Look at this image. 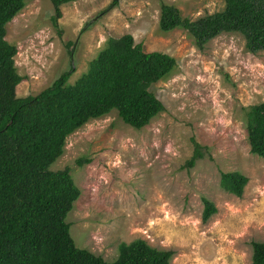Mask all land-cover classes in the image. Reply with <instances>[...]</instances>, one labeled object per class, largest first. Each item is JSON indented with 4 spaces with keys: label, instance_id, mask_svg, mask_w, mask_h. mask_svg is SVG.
Wrapping results in <instances>:
<instances>
[{
    "label": "rangeland",
    "instance_id": "374dc122",
    "mask_svg": "<svg viewBox=\"0 0 264 264\" xmlns=\"http://www.w3.org/2000/svg\"><path fill=\"white\" fill-rule=\"evenodd\" d=\"M112 3L63 5L55 28L51 2L29 0L6 27L23 78L18 99L39 95L71 66L73 85L110 39L126 35L177 63L150 90L165 110L149 125L133 129L112 111L69 136L51 167L69 168L80 191L66 219L74 245L107 262L118 258L119 244L143 240L172 250L170 264H253L252 242L264 243V159L250 153L246 110L264 102V52H248L240 34H223L200 50L180 28L160 31L162 4L196 21L222 11L224 0ZM195 144L204 158L187 168ZM231 172L249 180L242 198L220 185ZM204 199L217 209L207 222Z\"/></svg>",
    "mask_w": 264,
    "mask_h": 264
},
{
    "label": "trees",
    "instance_id": "16d2710c",
    "mask_svg": "<svg viewBox=\"0 0 264 264\" xmlns=\"http://www.w3.org/2000/svg\"><path fill=\"white\" fill-rule=\"evenodd\" d=\"M28 1L0 0V264H170L175 255L172 250L154 248L143 240L119 244L113 262L77 248L66 219L80 191L69 168L53 172L51 167L64 154L69 136L112 111L133 129L149 125L165 110L150 90L174 73L176 60L160 52L147 53L126 35L110 39L73 85L69 83L74 73L71 66L39 95L18 99L16 90L23 78L15 67L17 50L5 40L6 27ZM49 1L56 28L60 8L78 0ZM119 1L113 0L111 8ZM224 2L222 11L196 21L162 4L160 31L180 28L200 50L223 34H240L248 52H264V0ZM246 116L250 153L264 159V102L248 108ZM202 149L195 144L187 168L204 158ZM248 181L238 172L223 173L220 185L242 198ZM203 204V221L207 222L217 209L207 199ZM251 245L253 264H264V243Z\"/></svg>",
    "mask_w": 264,
    "mask_h": 264
}]
</instances>
